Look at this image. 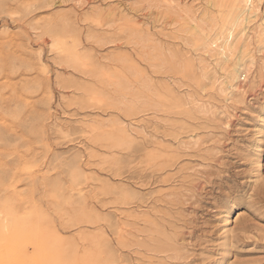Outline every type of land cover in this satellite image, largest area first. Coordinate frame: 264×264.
<instances>
[{
  "label": "rangeland",
  "instance_id": "obj_1",
  "mask_svg": "<svg viewBox=\"0 0 264 264\" xmlns=\"http://www.w3.org/2000/svg\"><path fill=\"white\" fill-rule=\"evenodd\" d=\"M155 1L0 0V264H264L258 28L223 100Z\"/></svg>",
  "mask_w": 264,
  "mask_h": 264
},
{
  "label": "bare ground",
  "instance_id": "obj_2",
  "mask_svg": "<svg viewBox=\"0 0 264 264\" xmlns=\"http://www.w3.org/2000/svg\"><path fill=\"white\" fill-rule=\"evenodd\" d=\"M261 2L262 0L207 1L208 7L222 10L224 14L218 18L206 17V14H203L197 21L192 18L190 19L191 26L185 29L192 37L189 40L195 51H204L207 54L215 52V55L210 56V58H213V61L210 62L214 63V69L217 68L218 73L225 74L226 83L223 84L219 81L223 77H214L217 74L216 72L210 73V62L202 61V63H199V68L202 72L201 78L205 81L211 74V89L220 93L223 100H227L226 98L231 91H234L233 83L235 81L240 78L245 80L249 77L254 60V56L251 54L252 50L249 49L251 45L249 35L252 30L251 27L256 25V28H258L257 42L261 45L264 44L262 28L264 27V12L262 16L259 15L261 13L259 8ZM228 63H231V70L228 69ZM207 82H209V79ZM223 85H225L224 88H222ZM263 139L262 136L257 139V142L261 143ZM3 227H5V224Z\"/></svg>",
  "mask_w": 264,
  "mask_h": 264
}]
</instances>
